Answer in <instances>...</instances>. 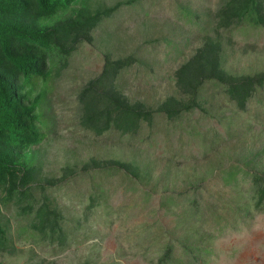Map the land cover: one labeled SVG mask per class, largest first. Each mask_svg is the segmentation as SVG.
Masks as SVG:
<instances>
[{"label":"rangeland","instance_id":"1","mask_svg":"<svg viewBox=\"0 0 264 264\" xmlns=\"http://www.w3.org/2000/svg\"><path fill=\"white\" fill-rule=\"evenodd\" d=\"M117 1L124 0H76L42 24L84 5ZM223 2L122 5L98 23L90 42L78 44L59 75L52 68L53 81L39 104L46 134L24 158L37 166L30 183L36 205L44 194L63 216V240L33 231L32 214L0 202L10 240L0 263L157 264L168 249L169 264H264V208L254 206L246 172H264V84L244 109L209 80L200 86V107L172 118L158 110L169 96L189 100L174 73L206 39L220 42L228 73L264 71V27L241 22L218 28ZM106 55L133 58L116 85L131 102L153 110L151 123L142 122L136 133L96 135L80 123L77 94L101 72ZM43 89L40 82L33 96ZM110 160L130 164L137 175L104 163ZM233 167L242 170L228 184L225 172ZM184 242L207 252L196 253L194 263Z\"/></svg>","mask_w":264,"mask_h":264},{"label":"trees","instance_id":"2","mask_svg":"<svg viewBox=\"0 0 264 264\" xmlns=\"http://www.w3.org/2000/svg\"><path fill=\"white\" fill-rule=\"evenodd\" d=\"M76 0H0V202L17 206L18 213L32 214L31 228L46 236L63 240L60 211L51 199L43 194L36 205L30 183L34 181L37 166L24 156L45 137L41 128H47L39 104L49 87L52 68L56 75L64 69L80 42L91 41V32L98 23L111 16L122 5L135 0L117 1L111 6L90 8L87 5L73 9L72 13L53 23L42 24L44 19L68 9ZM217 27L245 22L264 27V0H224L217 10ZM133 61L132 56L104 58L101 72L87 81L77 94L80 104L81 125L101 135L116 129L122 134L136 133L142 122L151 123L153 110L143 102H131L117 87L116 78L121 70ZM176 85L180 92L189 96L186 103L169 96L159 111L172 118L181 110L200 107V86L213 80L224 86L229 99L239 109H244L256 89L264 84V71L254 75L236 76L222 66L221 45L209 38L194 54L175 70ZM44 86L43 92L33 96L35 86ZM93 165L101 162L92 160ZM135 174L132 166L119 160L104 162ZM239 167L225 172V182L235 180ZM251 176V195L256 208H264V172L246 171ZM7 225L0 216V253L10 251ZM185 243V242H184ZM184 251L192 255L207 252L193 244H183ZM171 252L159 259L157 264L171 263ZM198 262V261H197ZM2 264V263H0Z\"/></svg>","mask_w":264,"mask_h":264}]
</instances>
